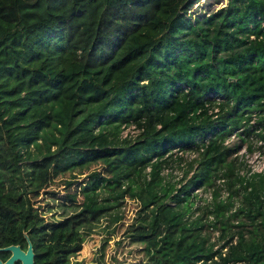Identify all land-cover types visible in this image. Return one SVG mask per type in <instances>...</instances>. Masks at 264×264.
Returning <instances> with one entry per match:
<instances>
[{
  "label": "trees",
  "instance_id": "obj_1",
  "mask_svg": "<svg viewBox=\"0 0 264 264\" xmlns=\"http://www.w3.org/2000/svg\"><path fill=\"white\" fill-rule=\"evenodd\" d=\"M199 1L0 0V248L26 233L34 264H68L80 225L111 212L136 264H264V172L240 176L237 155L264 142V0L189 17ZM217 181L227 198L192 217ZM60 188L80 210L47 220L31 194Z\"/></svg>",
  "mask_w": 264,
  "mask_h": 264
},
{
  "label": "rangeland",
  "instance_id": "obj_2",
  "mask_svg": "<svg viewBox=\"0 0 264 264\" xmlns=\"http://www.w3.org/2000/svg\"><path fill=\"white\" fill-rule=\"evenodd\" d=\"M227 1L200 0L197 7L190 9L187 15L193 18L197 13L207 12L208 9L215 10L225 5ZM252 119H255V115H253ZM227 139L229 144L238 140L236 134L231 135ZM249 147L251 150H249ZM183 157L185 158L183 164L178 165L175 162L164 172L167 180L177 186L181 184L182 181L180 180L185 168H188L187 162L191 159L189 153H184ZM238 161L242 162L239 170L240 176L247 178L253 172L259 173L258 171L264 164V142L256 137L245 140L242 145V151L238 154ZM84 175H78V179L83 181L85 179L82 178ZM74 187L75 184L72 185V188ZM214 190L219 191V199H226L229 194L222 181H217L212 188L195 190L194 194L197 197L190 209L193 211L192 217L198 214L197 206L203 205L206 202L211 203ZM62 195V188L54 194L42 191L38 194H31L33 207L39 215L44 216L50 221H61L66 218H72L80 208L64 205ZM118 211L120 214L125 215L126 221H130L136 215V202L125 198ZM116 224L112 218V213L107 212L89 224L80 225L78 230L83 238L82 249L77 254L69 257L68 264H136L140 261L139 254L137 253L138 246L122 242L120 234L115 230ZM216 234L217 232L214 231L211 236L214 237ZM129 249L133 250L130 251Z\"/></svg>",
  "mask_w": 264,
  "mask_h": 264
},
{
  "label": "water",
  "instance_id": "obj_3",
  "mask_svg": "<svg viewBox=\"0 0 264 264\" xmlns=\"http://www.w3.org/2000/svg\"><path fill=\"white\" fill-rule=\"evenodd\" d=\"M23 235L27 241L26 249L24 250L20 247V245L14 244L0 248V251L10 253L7 259H0V264H15L16 262H20V264H34V252L32 243L30 242L26 233H24Z\"/></svg>",
  "mask_w": 264,
  "mask_h": 264
},
{
  "label": "built area",
  "instance_id": "obj_4",
  "mask_svg": "<svg viewBox=\"0 0 264 264\" xmlns=\"http://www.w3.org/2000/svg\"><path fill=\"white\" fill-rule=\"evenodd\" d=\"M218 100V98H216ZM141 129H138L135 124L130 123L127 125L122 126V131H121V136L122 137H129V138H134L136 134L140 131ZM242 151V150H241ZM240 151V152H241ZM239 152V153H240ZM258 172H264V164L262 168Z\"/></svg>",
  "mask_w": 264,
  "mask_h": 264
},
{
  "label": "clouds",
  "instance_id": "obj_5",
  "mask_svg": "<svg viewBox=\"0 0 264 264\" xmlns=\"http://www.w3.org/2000/svg\"><path fill=\"white\" fill-rule=\"evenodd\" d=\"M218 100H219V99H218ZM129 124H130V123H129ZM261 141H262V140H261ZM226 143H229V142H228V139L226 140ZM241 150H242V148H241ZM241 150H240V151H241ZM240 151H239V152H240ZM239 152H238V154H239ZM175 153H177V154H179V155H183V154H184V153H182L181 151H178V152L176 151ZM238 154H237V155H238ZM253 173H255V172H253ZM253 173H251V174H253ZM259 173H260V172H259Z\"/></svg>",
  "mask_w": 264,
  "mask_h": 264
}]
</instances>
